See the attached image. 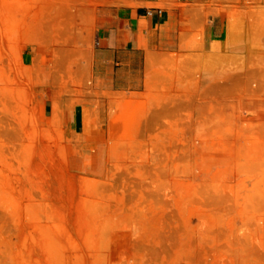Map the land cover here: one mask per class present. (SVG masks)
<instances>
[{
    "label": "rangeland",
    "instance_id": "obj_1",
    "mask_svg": "<svg viewBox=\"0 0 264 264\" xmlns=\"http://www.w3.org/2000/svg\"><path fill=\"white\" fill-rule=\"evenodd\" d=\"M125 1L0 0V264H264V0H207L139 92L95 64Z\"/></svg>",
    "mask_w": 264,
    "mask_h": 264
},
{
    "label": "crops",
    "instance_id": "obj_2",
    "mask_svg": "<svg viewBox=\"0 0 264 264\" xmlns=\"http://www.w3.org/2000/svg\"><path fill=\"white\" fill-rule=\"evenodd\" d=\"M206 12L207 0H126L108 8L98 19V77L113 91H141L150 60L179 47L182 34L190 36L203 22L207 48V35L212 40L223 33V23L216 26L213 20L207 27Z\"/></svg>",
    "mask_w": 264,
    "mask_h": 264
}]
</instances>
